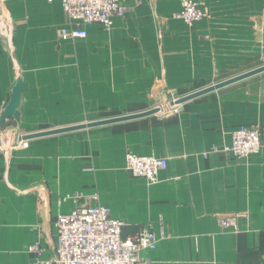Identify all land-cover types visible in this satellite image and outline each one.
Listing matches in <instances>:
<instances>
[{
    "label": "crops",
    "instance_id": "obj_1",
    "mask_svg": "<svg viewBox=\"0 0 264 264\" xmlns=\"http://www.w3.org/2000/svg\"><path fill=\"white\" fill-rule=\"evenodd\" d=\"M124 5L109 30L77 26L61 0L0 7L14 47L12 56L0 28V264H35L28 248L37 242L43 260L55 257L57 219L76 209L78 193L97 194L126 222L124 239L143 226L163 231L157 248L141 253L149 264H264V152L236 159L224 151L243 126L264 138V74L187 101L177 114L24 139L149 111L155 90L159 99L183 97L264 58V0H201L206 17L191 25L176 18L182 0ZM77 28L87 37L71 38ZM129 153L167 160L158 183L126 170ZM224 216L239 232L222 230Z\"/></svg>",
    "mask_w": 264,
    "mask_h": 264
},
{
    "label": "built area",
    "instance_id": "obj_2",
    "mask_svg": "<svg viewBox=\"0 0 264 264\" xmlns=\"http://www.w3.org/2000/svg\"><path fill=\"white\" fill-rule=\"evenodd\" d=\"M52 1V0H49ZM65 14L77 26L99 24L109 30L116 18H122L128 12L124 0H61ZM6 0H0L3 8ZM201 0H182V10L176 18L186 24L202 21L206 13L200 8ZM0 28L5 48L13 56L12 30L10 16L6 12L0 15ZM71 38H86L83 29H75L69 33ZM160 90H155L152 98L158 100L153 109L159 114H177L182 97L170 93V100L159 99ZM169 109L166 111L165 107ZM157 113V114H158ZM231 147L224 151L231 153L236 159H247L253 154L264 152V138L262 130L257 127L243 126L233 132ZM24 144L23 138L18 146ZM214 152L217 149L214 148ZM168 162L156 156H140L129 153L127 155L126 170L134 177L144 178L150 184L159 181V174L165 170ZM76 209L70 214H61L56 222L59 234V243L56 256L43 260L42 249L39 242L28 248L35 256V264H149L141 253L155 250L160 240L166 238L162 231L158 237L151 226H143L135 236L124 239L122 236L126 222L111 217L110 210L98 203L97 194L88 196L78 193L73 198ZM222 230L239 232L237 219L224 216L219 219Z\"/></svg>",
    "mask_w": 264,
    "mask_h": 264
},
{
    "label": "water",
    "instance_id": "obj_3",
    "mask_svg": "<svg viewBox=\"0 0 264 264\" xmlns=\"http://www.w3.org/2000/svg\"><path fill=\"white\" fill-rule=\"evenodd\" d=\"M264 73V66L258 67L254 70H251L247 73H244L242 75L236 76L234 78L228 79L226 81L217 83L213 86H210L206 89L188 94L186 96H183L182 98H180L178 100V104H183L187 101L196 99L198 97H201L203 95H206L210 92L225 88L227 86L233 85L235 83H238L240 81L252 78L254 76H258L260 74ZM19 90L17 89L15 91V96H14V100L17 99L18 95H19ZM159 112L158 109H151L149 111L146 112H142V113H138V114H133V115H128V116H122V117H117V118H113V119H109V120H104V121H100V122H96V123H91V124H84V125H80V126H73L70 128H62V129H56V130H49V131H45V132H40V133H35V134H31V135H27L25 136V140H30V139H34V138H40V137H45V136H51V135H57V134H61V133H67V132H72V131H77V130H81V129H86V128H93V127H98V126H102V125H108V124H114V123H119V122H124V121H129V120H135V119H140V118H144V117H148V116H152L155 115Z\"/></svg>",
    "mask_w": 264,
    "mask_h": 264
},
{
    "label": "rangeland",
    "instance_id": "obj_4",
    "mask_svg": "<svg viewBox=\"0 0 264 264\" xmlns=\"http://www.w3.org/2000/svg\"><path fill=\"white\" fill-rule=\"evenodd\" d=\"M261 66H264V58L261 60V61H259V64H258V66L256 67V68H258V67H261ZM256 68H252V70L253 69H256ZM248 71H250V70H248ZM264 74V73H263ZM233 77H235V76H232V77H230V76H223V77H220V78H218V82L217 83H220V82H223V81H226V80H228V79H231V78H233ZM181 97V96H180ZM170 95L168 96V98H167V101H166V104H168V101L170 100ZM169 109V107H168V105L165 107V110L167 111ZM7 130V129H6ZM6 130H2V132L4 131H6ZM11 144V143H10ZM2 145L4 146V148L6 147H9L10 145H9V143H8V141H7V139H5V138H3V140H2ZM13 146V145H12Z\"/></svg>",
    "mask_w": 264,
    "mask_h": 264
}]
</instances>
